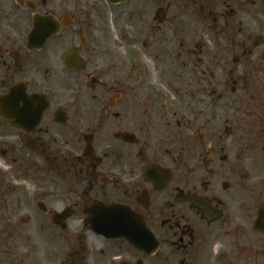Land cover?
Segmentation results:
<instances>
[{
	"label": "flooded vegetation",
	"instance_id": "flooded-vegetation-1",
	"mask_svg": "<svg viewBox=\"0 0 264 264\" xmlns=\"http://www.w3.org/2000/svg\"><path fill=\"white\" fill-rule=\"evenodd\" d=\"M0 264H264V0H0Z\"/></svg>",
	"mask_w": 264,
	"mask_h": 264
},
{
	"label": "water",
	"instance_id": "water-1",
	"mask_svg": "<svg viewBox=\"0 0 264 264\" xmlns=\"http://www.w3.org/2000/svg\"><path fill=\"white\" fill-rule=\"evenodd\" d=\"M111 1H113V2H119V1H121V0H111Z\"/></svg>",
	"mask_w": 264,
	"mask_h": 264
},
{
	"label": "rangeland",
	"instance_id": "rangeland-1",
	"mask_svg": "<svg viewBox=\"0 0 264 264\" xmlns=\"http://www.w3.org/2000/svg\"><path fill=\"white\" fill-rule=\"evenodd\" d=\"M114 37V36H113Z\"/></svg>",
	"mask_w": 264,
	"mask_h": 264
}]
</instances>
